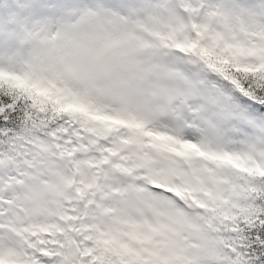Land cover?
<instances>
[{"label":"snow or ice","instance_id":"1","mask_svg":"<svg viewBox=\"0 0 264 264\" xmlns=\"http://www.w3.org/2000/svg\"><path fill=\"white\" fill-rule=\"evenodd\" d=\"M0 264H264V0H0Z\"/></svg>","mask_w":264,"mask_h":264}]
</instances>
